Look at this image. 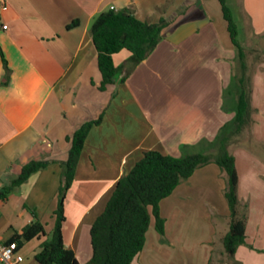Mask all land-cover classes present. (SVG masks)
Listing matches in <instances>:
<instances>
[{
  "label": "crops",
  "instance_id": "1",
  "mask_svg": "<svg viewBox=\"0 0 264 264\" xmlns=\"http://www.w3.org/2000/svg\"><path fill=\"white\" fill-rule=\"evenodd\" d=\"M226 1L242 25L238 39L255 110L249 139L232 151L245 241L224 263L264 264V0ZM111 6L130 7L142 20L164 17L168 26L128 75L130 53L115 54L121 73L99 90L89 27ZM0 49L11 69L3 84L0 52V188L29 160L48 161L0 200L5 240L35 219L50 235L60 162L70 147L66 137L102 114L85 138L64 200L63 242L79 264L91 257L90 227L115 182L144 151L181 156L205 149L235 113L236 51L218 0H0ZM225 189L226 175L216 163L197 168L161 200L164 232L151 219L131 264H209L223 251L229 228ZM42 240L19 247L23 264H39L34 256Z\"/></svg>",
  "mask_w": 264,
  "mask_h": 264
},
{
  "label": "trees",
  "instance_id": "2",
  "mask_svg": "<svg viewBox=\"0 0 264 264\" xmlns=\"http://www.w3.org/2000/svg\"><path fill=\"white\" fill-rule=\"evenodd\" d=\"M218 2L236 51L233 118L220 128L218 135L205 149L181 156L163 154L154 149L144 151L132 168L117 179L104 209L91 224L89 234L92 254L84 264H131L144 246L151 219L154 220L156 230L161 234L164 232V218L159 208L161 200L169 196L177 185L189 178L197 168L208 163H216L226 175L224 194L229 209V228L222 238L223 251L227 256H232L236 248L244 243L246 216L244 213L239 216L237 212L238 174L234 156L228 147L234 142H240L243 133L250 129L255 108L251 103L252 84L246 65V51L238 39L237 25L227 1ZM77 23L75 20L68 27ZM167 26L168 22L164 17L157 21L142 20L130 7L100 12L89 27L101 76L97 88L105 90L118 79L121 68L114 62L115 54L121 51L130 53L129 66L125 70V75H128L155 48ZM0 52L4 67L2 83L7 84L11 69L1 49ZM101 118L102 114L83 122L66 137L70 147L66 160L60 162V184L50 235H46L43 224L35 219L26 224L20 233H14L8 239L15 241L20 247L33 238H43L40 250L34 256L39 264H79L73 250L67 248L63 242L61 227L65 220L64 200L73 181L89 129L99 124ZM47 164V160L36 159L25 163L17 177L12 179L10 184L0 188V200L4 201L15 187L25 182L32 173L44 169Z\"/></svg>",
  "mask_w": 264,
  "mask_h": 264
},
{
  "label": "built area",
  "instance_id": "3",
  "mask_svg": "<svg viewBox=\"0 0 264 264\" xmlns=\"http://www.w3.org/2000/svg\"><path fill=\"white\" fill-rule=\"evenodd\" d=\"M110 9H114L113 6ZM6 29L7 25H3ZM15 241L5 240L0 233V264H23L24 256L19 253Z\"/></svg>",
  "mask_w": 264,
  "mask_h": 264
},
{
  "label": "rangeland",
  "instance_id": "4",
  "mask_svg": "<svg viewBox=\"0 0 264 264\" xmlns=\"http://www.w3.org/2000/svg\"><path fill=\"white\" fill-rule=\"evenodd\" d=\"M233 1L234 0H229V4L233 3ZM235 23H236V21H235ZM237 30H238V36L242 37L241 35H242V31L243 30H242L241 22H239V24H237ZM245 132H246V135H247V133L249 132V129L246 130ZM248 139H249L248 135L247 136H242L240 138V142L247 141ZM240 142L238 141V142H234L233 144H231L228 147L229 150L232 152L234 147H235V145L239 144ZM237 212H238L239 216L242 215L244 213V206H237ZM226 259H227V255L225 254L224 251H221L220 253L219 252H215V254L213 255L212 261L209 264H225L226 262H228Z\"/></svg>",
  "mask_w": 264,
  "mask_h": 264
}]
</instances>
